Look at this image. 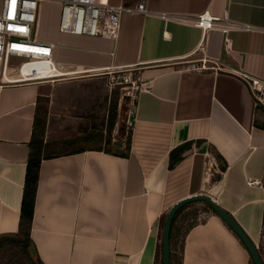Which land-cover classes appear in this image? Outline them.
<instances>
[{"label": "crops", "instance_id": "crops-1", "mask_svg": "<svg viewBox=\"0 0 264 264\" xmlns=\"http://www.w3.org/2000/svg\"><path fill=\"white\" fill-rule=\"evenodd\" d=\"M143 1L148 14H125L113 40L61 33L60 0H39L35 39L54 45L55 78H66L0 87V236L19 231L38 112L46 120L31 230L44 264H156L167 214L199 195L228 212L256 247L263 239L264 92L251 81L264 83V0L109 3ZM2 7L0 0V14ZM205 12L220 21L204 41L194 20ZM203 41L206 65L188 60ZM121 70L139 71L134 114L124 98L120 119L117 95L115 125L91 128L89 115L105 109V76ZM82 124L87 129L77 130ZM171 152L182 156L174 168ZM200 208L189 204L180 220ZM204 218L186 238L183 264H249L236 234L211 211Z\"/></svg>", "mask_w": 264, "mask_h": 264}, {"label": "built area", "instance_id": "built-area-1", "mask_svg": "<svg viewBox=\"0 0 264 264\" xmlns=\"http://www.w3.org/2000/svg\"><path fill=\"white\" fill-rule=\"evenodd\" d=\"M38 2L39 0H3L0 14V87L48 80L36 79L31 75L32 68L27 67V64L33 61H44L49 70L56 69L52 56L54 45H44L35 39ZM60 2L62 5L60 31L74 35L101 36L117 40L125 14H148L144 1L135 8L114 6L109 0H60ZM219 21L209 12H205L196 17L194 24L202 30L205 41L207 32ZM204 41L197 51L187 58L188 60L199 59L206 65ZM16 58L27 60L19 66L17 79L11 76L15 71L11 64ZM251 87L254 92H264V83L259 80H252ZM138 91H135L134 87L129 95L133 105L131 114L135 112ZM128 124L130 127L133 125Z\"/></svg>", "mask_w": 264, "mask_h": 264}, {"label": "trees", "instance_id": "trees-1", "mask_svg": "<svg viewBox=\"0 0 264 264\" xmlns=\"http://www.w3.org/2000/svg\"><path fill=\"white\" fill-rule=\"evenodd\" d=\"M119 100H114L112 103V117L115 116V113L118 108ZM38 116V117H37ZM36 116V122L34 124V130L32 135V140L30 142V155L27 164L26 180L24 186V194L21 206V215H20V224L19 231L16 234H9L6 236H15L13 239H7L0 243V264H44L39 256L37 262L32 259L29 252L30 247H35L34 242L31 238L32 223L34 218L35 206H36V196L39 185V175H40V166L42 162V151L44 148V137H45V127L46 120L45 117L41 114ZM112 126L115 125V122L112 118ZM131 139H132V128L129 129L126 137L125 147L126 153H123L124 156H129L131 150ZM171 164L170 167L174 168L182 159V156L177 159L173 158V152L170 154ZM220 160L221 157H219ZM225 164V163H224ZM226 169V164L222 167V171ZM220 175L218 179H220ZM202 204L206 205V208L196 209L186 218L182 220L181 214L183 211L189 207V204L182 208L176 215L170 237L171 244V264H183L184 262V245L186 238L189 232L195 226L202 224L206 221L204 214L206 211H211L216 215L214 210L207 203ZM228 226V225H226ZM228 228L232 230L229 226ZM5 236V235H2ZM0 236V237H2ZM242 243V242H241ZM244 246V244L242 243ZM36 248V247H35ZM245 248V246H244ZM259 251V250H258ZM259 254L263 260L264 258L259 251ZM156 264H163L162 262V246L160 248V253L156 260ZM249 264H254L252 258L250 257Z\"/></svg>", "mask_w": 264, "mask_h": 264}, {"label": "rangeland", "instance_id": "rangeland-1", "mask_svg": "<svg viewBox=\"0 0 264 264\" xmlns=\"http://www.w3.org/2000/svg\"><path fill=\"white\" fill-rule=\"evenodd\" d=\"M190 60H193V59H190ZM26 61H27L26 59H17V58L14 59L12 64H11V67L14 68L15 71L12 72L11 76L18 75V71L17 70H18L19 66L21 64L25 63ZM138 72L139 71H137V73H136L134 71L121 70V71H118V72L110 73L107 76H105V77H107L105 81H107V83H108V88H107V91H106L107 92L106 101L104 102L105 103V107H104L105 109L100 110L98 108L99 113H96L95 115L91 113L89 115V117H91V118L94 117V119H95L91 123L88 122L91 128L94 126L97 130L98 129L101 130L102 129L101 126L103 125L105 130L106 129H110L109 128V122L112 123V118L113 117H112L111 112L109 114V109L108 108H110V110H111V105H112V103H114V100H116V99L118 100L117 95L120 96V98H121V102H120V105H119V110L121 108L120 119H123L125 117L124 116L125 115V113H124V110H125L124 102L128 101V100H124V98L130 99L131 100L130 102L132 104V99H131V97L129 95L132 93L134 87H135V91H138L139 87H140V82L138 81L139 80V73ZM65 78L66 77L63 76V77H58V78H54V79L64 80ZM54 79L40 80V81L48 82L49 80H54ZM110 97H111V99H110ZM99 102H97L96 104L98 105ZM126 103H128V102H126ZM122 104H123V106H121ZM102 107L103 106H101L100 108H102ZM132 107H133V105H132ZM92 108H94V106H91V109ZM62 111H63V109H62ZM69 113H72V112H69ZM117 120H118V118H117ZM81 123H86V120H84ZM53 124L56 125V123H53ZM64 124H66L68 126V127H66V129L72 127V123L71 122L65 121ZM61 125H62V123H61ZM84 126H85V124L78 125L77 126V130H81V131L82 130H86L87 127L85 126V128H84ZM130 128L131 127L127 124V130H125L126 133L125 134L122 133L121 136H120V138H123V140H124L123 143L124 144L126 142L127 133H128ZM60 129H62V131H60V134L58 135V137H64L65 129L62 128V127ZM116 140L118 141L117 138H116ZM257 248L261 252V254H262L263 258H264V234H263V239L259 243ZM159 253H160V251H159Z\"/></svg>", "mask_w": 264, "mask_h": 264}, {"label": "water", "instance_id": "water-1", "mask_svg": "<svg viewBox=\"0 0 264 264\" xmlns=\"http://www.w3.org/2000/svg\"><path fill=\"white\" fill-rule=\"evenodd\" d=\"M264 123V115L260 118ZM118 146L121 144L117 143ZM195 202H204L212 207L216 215L226 224L228 225L232 231L236 234V236L240 239V241L244 244L245 249L247 250L249 256L252 258L254 264H264L263 260L259 254V251L256 245L252 242V240L248 237L242 227L236 222V220L224 209H222L211 197L207 195H199L184 199L174 205L169 213L167 214L162 230V262L163 264H171V230L174 219L178 212L184 208L186 205L195 203ZM15 236H2L0 237V243L7 240L13 239ZM29 252L31 254L32 259L37 262L38 253L35 247H30Z\"/></svg>", "mask_w": 264, "mask_h": 264}, {"label": "bare ground", "instance_id": "bare-ground-1", "mask_svg": "<svg viewBox=\"0 0 264 264\" xmlns=\"http://www.w3.org/2000/svg\"><path fill=\"white\" fill-rule=\"evenodd\" d=\"M27 67L32 68L31 75L36 79H52L61 75L57 72V69L51 68V70H49L47 63L44 61H33L27 64ZM259 103L263 104L261 101H259Z\"/></svg>", "mask_w": 264, "mask_h": 264}]
</instances>
